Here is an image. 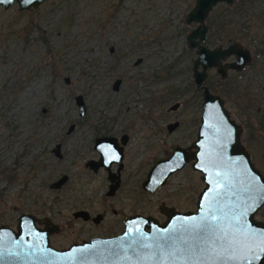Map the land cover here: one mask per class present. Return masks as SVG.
I'll list each match as a JSON object with an SVG mask.
<instances>
[{
  "label": "rangeland",
  "instance_id": "obj_1",
  "mask_svg": "<svg viewBox=\"0 0 264 264\" xmlns=\"http://www.w3.org/2000/svg\"><path fill=\"white\" fill-rule=\"evenodd\" d=\"M247 1L237 0L229 8L217 3L204 19L205 24L216 16V21L223 20L220 31L214 32L208 25L210 46L237 39L252 51L251 63L240 75L229 72V91L235 87V92L225 93L226 85L217 82L213 69L207 71L230 116L243 125L241 141L264 176V52H255L264 47V0ZM193 2L43 0L35 7L24 9H17L15 1L7 8L0 6V223L14 228L20 212L47 215L64 222L73 207L90 202L92 211L111 203L124 208V212L153 216L157 215L156 206L162 199L178 210H193L196 193L203 183L196 172L188 170L174 173L154 193H140L138 188L128 187L127 192L120 191L108 199L103 194L106 179L100 174L69 177L58 189L48 186L59 175L62 165L83 149L90 123L99 117L105 120L107 116L110 121L111 116L119 123L127 118L140 127L134 112L141 111V106L152 105L153 95L157 99L155 104L161 106L162 121L179 114L176 111L165 114L163 110L175 99L169 95L168 86L191 82L190 61L195 55L185 46V33L195 23L186 24L184 14ZM137 56L142 59L133 65ZM151 74L161 78L155 83L157 93H139L138 79L142 87L141 78L147 80ZM116 77L120 83L113 90L111 82ZM133 77L137 93L144 99L142 105L129 87ZM77 93L85 105L80 117L74 102ZM200 101L198 93L192 104L195 116ZM72 121L80 124L65 134L67 123ZM244 121L252 124L249 129ZM131 132L128 147L134 157L130 160L144 163L150 151H144L142 144L146 138L154 143L152 130L142 128ZM56 141L61 142L64 153L59 159L48 154V147ZM33 160L41 164L34 167ZM141 171L134 178L137 184L143 176ZM110 214L107 211L106 218L92 226L91 233L114 231L117 225L111 222ZM255 219L264 221V203L256 211ZM82 226L80 221H74L53 236L52 243L63 246L79 236L76 231Z\"/></svg>",
  "mask_w": 264,
  "mask_h": 264
},
{
  "label": "water",
  "instance_id": "obj_2",
  "mask_svg": "<svg viewBox=\"0 0 264 264\" xmlns=\"http://www.w3.org/2000/svg\"><path fill=\"white\" fill-rule=\"evenodd\" d=\"M14 1L17 9H24L35 7L43 0H9L8 3L0 0V6L7 8ZM234 1L194 0L184 14L186 24L195 23L185 33V45L194 49L191 78L194 87L201 90L199 122L190 144L194 150L188 153L175 147L169 156L152 164L141 183L143 188L153 191L170 172L191 159V167L199 172L203 182L193 210L160 206L165 215L162 222L150 215L133 214L124 219L122 232L114 237L91 238L61 249L49 245L48 230L36 228L31 214L20 212L14 228L0 224V264L263 263L264 221L256 220L255 213L264 203V176L240 141L241 126L230 118L221 96L203 84L207 68H215L224 77L227 69L240 70L250 60L248 48L237 40L224 47L208 48L202 44L207 13L217 2L230 5ZM229 55L234 58L221 63ZM116 83L117 80L113 86ZM74 101L81 114L84 107L81 95L76 94ZM109 161L105 157L100 159L103 165ZM63 177L53 186L60 184ZM257 203L256 211H248L238 222L232 219ZM211 216L217 217L211 226L203 230L195 227L204 225Z\"/></svg>",
  "mask_w": 264,
  "mask_h": 264
},
{
  "label": "flooded vegetation",
  "instance_id": "obj_3",
  "mask_svg": "<svg viewBox=\"0 0 264 264\" xmlns=\"http://www.w3.org/2000/svg\"><path fill=\"white\" fill-rule=\"evenodd\" d=\"M235 2H237V0L232 2L230 5L224 2H217V3H224L225 4L224 6H226V8H229V6H231ZM261 13L262 12H259L260 15ZM208 23L209 24H206L207 27L209 25L210 30L214 32L220 31L222 29L220 26H218L216 30L215 24H213L211 20H209ZM207 38H208V33H207V28H206L202 44L207 46L208 48H212L217 45L224 47L228 43H230L232 40H237V39H231V40L229 39V41L226 44L216 43L210 46L207 43L209 42ZM205 40H206V43H205ZM239 42L242 43L241 41ZM243 45L246 46L245 44ZM186 48L191 49L194 53L193 48H188L187 46ZM111 50H112V46H110L109 51ZM248 50L250 54V60L240 70L236 71L232 69H227L225 76L221 77L220 74L215 71V68L211 67V69H213L214 76H217V79H216L217 82L221 83L223 87L224 85H226L225 93L227 94L229 93L228 95H231L232 93L235 92L233 91L235 87H233V89L229 91L230 87H229V84L227 83L229 79L227 78L229 75V72L236 73L235 74L236 76L240 75V73H242L245 66L251 63L252 51L249 48ZM255 52L257 53L264 52V47L262 46ZM194 57L190 61V76H191L192 60L194 59ZM233 58L234 57L232 55H229L228 57L222 59L221 63L229 62ZM141 59H142L141 56L135 57L132 61V64L136 65L139 61H141ZM209 69L210 68L206 69V76L203 80V84L206 85L211 92L216 93L215 92L216 86L213 85L212 77L210 73L208 74V71H207ZM65 79H67L68 81L67 77H64V80ZM137 79L138 78H136V80ZM116 80H117V83L115 86H113V83ZM141 80L144 85H142L141 87V81L139 78L138 79L139 81L138 88L140 89L139 93L145 92V91L151 94L157 93L155 83L161 80L158 74H151V76L148 77L147 80L146 78H141ZM119 83H120V79L118 77L114 78L113 81L111 82V88L113 90H116L118 88ZM192 83L193 81L191 78V82L187 80V83L185 82L183 85L176 86V87L168 86L169 89L168 88L167 89L169 90L168 92L169 95L175 96V99L166 105L163 112L165 114H169L172 111L173 112L176 111V113L179 112V114H177L175 117H172V120L162 121L161 106L155 104V101L157 103V99H156V96L153 95L152 105L147 104L146 106H141V111L136 109L134 112V115L138 116L137 119H139V121L141 122L140 127L139 126L135 127L136 122H132L127 118H125L122 123H119L117 122V119L113 120L111 116H109L110 121H107L109 118L106 116L107 119L105 120L99 117L97 120L90 123V128H89L90 133L88 134L89 137L87 138L86 142L83 144L82 146L83 149L79 151L78 155L72 157L69 161H67L65 164L62 165V168L59 170V175L48 183L49 188L58 189L61 186H64V184L68 181L69 177L84 178L86 174L91 177H93L94 175L96 176L100 174L104 176L106 179L105 190L103 194H104V197L108 199V198H113L120 191L121 193L127 192L128 187L132 190L138 188L140 190V193H154L161 187L165 186L168 182V179L174 173L179 172L180 170H188L191 172H196L199 176V172L197 170H194L191 167V164H190L191 159H189L186 162H184L180 168L170 172L165 177L164 182L157 185L153 191H149L143 188L141 185L142 181L146 177V174L149 168L152 166V164L159 159L169 156L175 147H180L184 149L185 151H187L188 153L194 150V147L190 146V144L195 138L201 107L199 108L198 115L195 116L194 106L192 104L194 103L195 95L199 93V96L201 97V94H200L201 90L199 88H195L194 84L192 86ZM129 87L136 94L137 102L138 103L140 102V104L142 105V103H144V99H142L143 98L142 95L140 96V94L137 93V90H136L137 84L135 82V79L131 81V85ZM77 94H80V93H77ZM221 98L223 99V101H225L222 96ZM147 103H149V99L147 100ZM224 106H225V102H224ZM76 107H77V116L80 117L85 112V105L83 107V111L81 112V114H79L78 112L79 108L77 105ZM229 116H230V112H229ZM183 118L185 119L183 120ZM230 118L232 117L230 116ZM78 122L79 121H72V122L67 123L64 129L65 134L71 132L76 125L80 124ZM243 123L248 129L252 125L251 123L247 121H244ZM187 124L189 125V127L183 128V125H187ZM238 124L242 128L240 132V141H241L243 125L241 123H238ZM114 126H118V127L115 128ZM180 127H182V131L180 130ZM142 128H145V129L149 128L152 130L150 134H151V137H153L152 141H154V143H150L151 141H146L148 140L146 137H145L146 139L142 137L143 139H145V141L142 144L144 151H150V154H148L149 152L147 153L146 155L147 159L145 158L146 161L144 163H137L138 161L137 159L136 161L130 160L134 156L133 154H131L132 151H130L128 146H129L131 136H132L131 131L135 132V129L140 130ZM155 131L156 132L158 131V132L155 134ZM249 136H252L251 133ZM155 146H158L156 150H155ZM243 146L245 147L244 144ZM103 149L105 150L103 151ZM100 152L103 153L102 156ZM129 153L131 155H129ZM48 154L50 155L52 154L51 156L54 155L58 159L61 158L64 154L61 142L56 141L55 143H53L51 147H48ZM103 157L107 159L109 158L110 160L106 165H103L100 162V159H102ZM249 157H250V154H249ZM36 163H38L36 166H39L41 164L40 161L35 160L33 162L34 167H36L35 166ZM142 169H143V176L140 178L137 184L134 181V178H136L137 177L136 175L142 172L141 171ZM62 176L64 177L62 181L60 182V184H58L57 186H53L52 183H54L57 179L61 178ZM96 185H92L91 187L97 188L98 186ZM110 186H111V190L110 192H108ZM91 204L92 203L90 202L89 205L87 204V205H79L77 207H73L74 209L70 211V216L66 218V221L64 222L54 221L47 215L36 216L30 212L29 214H31L34 217L33 224L35 225L36 228L42 229V230L46 228V230H48L47 240H48L49 245H51L53 248L61 249V248L67 247L68 245L72 243H81L83 241H88L91 238L114 237L122 232L123 227H124V223H123L124 219L130 215H133V214L150 215L153 218H155L158 222H162L165 219V215L159 210L160 206L162 207V209L169 207V208L178 210L175 206H173V204L169 203L166 199H162L158 201L157 206H156V210H157L156 216H153L149 213L147 214V213H142V212H127V211L124 212V208L120 206L115 207L111 203L109 204V206L103 205L100 210L98 209L96 211H92L91 209H89L91 208L90 207ZM194 206H195V201H194ZM107 211H109L111 213L110 215L113 216L112 218L110 217L111 222H113V225H117V228H115V230L110 233H104V234L91 233L92 228H93L92 226H96L100 224L106 218ZM179 211H183V210H179ZM76 220L80 221L83 224V226L79 227L78 231H76V233H78L79 236L67 242L63 246L54 245L52 243L53 236L60 234L62 230L65 229V227H70Z\"/></svg>",
  "mask_w": 264,
  "mask_h": 264
},
{
  "label": "snow or ice",
  "instance_id": "obj_4",
  "mask_svg": "<svg viewBox=\"0 0 264 264\" xmlns=\"http://www.w3.org/2000/svg\"><path fill=\"white\" fill-rule=\"evenodd\" d=\"M4 3H8L9 0H3ZM259 207V204H255L254 206H250L249 208H246L243 212H240L238 215L236 216H233L232 219L235 220V221H239L248 211H256L257 208ZM217 221V217L216 216H211V217H208L207 220H206V223L204 225H197L195 226L196 228L198 229H205L209 226H211L214 222Z\"/></svg>",
  "mask_w": 264,
  "mask_h": 264
},
{
  "label": "trees",
  "instance_id": "obj_5",
  "mask_svg": "<svg viewBox=\"0 0 264 264\" xmlns=\"http://www.w3.org/2000/svg\"><path fill=\"white\" fill-rule=\"evenodd\" d=\"M251 0H249V1H247V2H250ZM238 6V4L236 5V7ZM228 11H231V10H228ZM233 11H235V10H233ZM217 17V16H216ZM216 17L214 18V19H212V22L215 24V28H216V30H217V27L218 26H220L221 28L223 27V20L222 21H216L215 19H216ZM263 120V122H264V118L262 119Z\"/></svg>",
  "mask_w": 264,
  "mask_h": 264
}]
</instances>
